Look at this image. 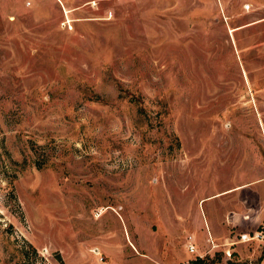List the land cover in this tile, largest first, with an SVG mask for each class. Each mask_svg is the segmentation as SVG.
I'll use <instances>...</instances> for the list:
<instances>
[{"label":"rangeland","instance_id":"rangeland-1","mask_svg":"<svg viewBox=\"0 0 264 264\" xmlns=\"http://www.w3.org/2000/svg\"><path fill=\"white\" fill-rule=\"evenodd\" d=\"M259 230L264 0H0V264H264Z\"/></svg>","mask_w":264,"mask_h":264},{"label":"built area","instance_id":"built-area-1","mask_svg":"<svg viewBox=\"0 0 264 264\" xmlns=\"http://www.w3.org/2000/svg\"><path fill=\"white\" fill-rule=\"evenodd\" d=\"M250 7V4L249 3H245L244 4V8L245 9H248ZM264 234L262 231H255L252 235L248 234V233H241V241H244V240H252V239H256L257 237H262ZM187 249L190 251V252H193L195 247L193 245V243H188V246H187Z\"/></svg>","mask_w":264,"mask_h":264},{"label":"crops","instance_id":"crops-1","mask_svg":"<svg viewBox=\"0 0 264 264\" xmlns=\"http://www.w3.org/2000/svg\"><path fill=\"white\" fill-rule=\"evenodd\" d=\"M89 250V249H88ZM92 251L96 252L95 254H99L101 251H103V249H91ZM104 252V251H103ZM99 258V256H98ZM99 260V259H98ZM100 261V260H99Z\"/></svg>","mask_w":264,"mask_h":264},{"label":"trees","instance_id":"trees-1","mask_svg":"<svg viewBox=\"0 0 264 264\" xmlns=\"http://www.w3.org/2000/svg\"><path fill=\"white\" fill-rule=\"evenodd\" d=\"M50 264V263H49Z\"/></svg>","mask_w":264,"mask_h":264}]
</instances>
